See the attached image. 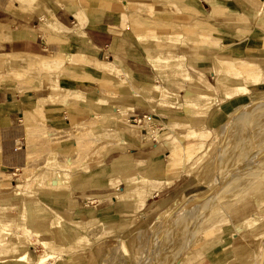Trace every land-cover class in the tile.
Wrapping results in <instances>:
<instances>
[{
  "label": "crops",
  "instance_id": "0c3cea01",
  "mask_svg": "<svg viewBox=\"0 0 264 264\" xmlns=\"http://www.w3.org/2000/svg\"><path fill=\"white\" fill-rule=\"evenodd\" d=\"M168 51L184 59L187 78L163 69ZM235 55L264 71V0H0V213L30 230L18 247L30 251L32 238L40 244L38 232L63 246L102 229L113 235L174 193L180 177L168 171L171 149L148 136L145 118L176 107L154 106L147 96L156 93L145 89L159 84L183 97L187 79L221 76L218 63ZM106 63L122 71H105ZM220 86L222 99L229 86ZM103 116L117 136L104 156L69 166L55 155L69 139L51 140L27 167L28 141L50 137L31 128L63 130ZM220 117L214 108L207 122ZM52 170L70 177L54 183Z\"/></svg>",
  "mask_w": 264,
  "mask_h": 264
},
{
  "label": "rangeland",
  "instance_id": "374dc122",
  "mask_svg": "<svg viewBox=\"0 0 264 264\" xmlns=\"http://www.w3.org/2000/svg\"><path fill=\"white\" fill-rule=\"evenodd\" d=\"M187 41V37H181L182 43ZM208 41L200 40L198 45ZM180 47L183 51L192 50L188 44ZM208 47L215 50L216 44L209 42ZM179 58L168 51L164 62ZM241 59L244 58L235 55L229 56V61H217L237 68L239 74H228L218 63L222 75L208 78L211 84L208 80L187 79L188 87L195 93L190 98L184 97L186 89L183 97H178L159 84L156 89H163L164 95L155 91L156 95L147 96L154 106L176 107L149 110L151 115L145 118L148 136L166 140L171 149L166 161L168 171L173 172L172 179L180 177L174 193L156 198L144 216L128 223L127 228L120 224L113 235L102 229L99 235L83 236L78 243L68 246L57 241L44 244L41 240L35 244L32 238L30 251L26 246L18 247L19 242L27 241L21 234L30 230L17 229L11 216L0 213V223L13 224L0 225V264H36L40 256L43 264H65L64 258L73 264H255L264 257V71ZM180 65L181 70L173 67L165 70L172 77L187 78L184 62ZM103 70L116 74L122 71L111 63H106ZM251 73L256 81L247 79L245 74ZM221 81L229 86L228 94L222 95V99L218 96ZM185 107L194 112L186 111ZM214 108H220L222 117L208 124ZM152 117L161 118L164 123L156 124ZM172 119L177 122L169 124ZM106 120L103 116L95 121L71 122L63 124V130L45 125L31 128L30 133L50 134V137L43 138L46 142L28 141L31 151L27 167L37 164L35 148L49 150L47 144L51 140L69 139L65 143L67 149L58 147L55 153L69 166L104 156L111 148L112 139L114 142L117 139L104 128ZM190 129L196 131L190 133ZM68 150L73 151V156ZM59 172L64 171H51L52 182L69 179L68 172L66 177ZM40 177L37 175V179ZM163 210L164 215L157 219ZM24 253L26 259H17ZM47 253L52 256L48 258ZM263 259L260 264L264 263Z\"/></svg>",
  "mask_w": 264,
  "mask_h": 264
},
{
  "label": "bare ground",
  "instance_id": "6f19581e",
  "mask_svg": "<svg viewBox=\"0 0 264 264\" xmlns=\"http://www.w3.org/2000/svg\"><path fill=\"white\" fill-rule=\"evenodd\" d=\"M180 63H183V61H181V58H179V59H177V61H171L170 63L168 62V63H165V62H163V69H165V68H175V69H179V68H181V65H180ZM219 66L221 67H223V70H225V71H227V73L229 74H231V73H233V74H239L240 72L237 70V68H232V67H228V66H225V65H223V64H220L219 63ZM182 69V68H181ZM181 69H179V70H181ZM179 70H177V71H179ZM179 73V72H178ZM254 73H251V74H245L246 76H247V79H252V80H254V81H256L255 79H254V75H253ZM244 75V76H245ZM198 82V81H197ZM194 85H197V84H194ZM193 85V86H194ZM192 86V87H193ZM156 87H159V85H157V84H153L152 83V85H149L145 90L146 91H149V92H155V91H159L162 95H164V90L163 89H159V90H157L156 89ZM132 91V90H131ZM142 91V90H141ZM137 94L136 95H140V94H138V92H136ZM193 95H195V93H194V89H193V91L191 90V88L190 87H188V83H187V87H186V93H185V95H184V97L185 98H190V97H192ZM186 111H189V110H186ZM189 112H194V110H190ZM189 132L191 133L192 132V130L190 131L189 130ZM122 140H119V142H121ZM182 146V145H181ZM184 149V148H183ZM59 175H62L63 177H66L67 176V174L65 173V172H59ZM66 178H60V179H56L57 180V183H58V181H60V180H65ZM191 200H192V198H191ZM29 208V207H28ZM164 213H165V210H163V211H161V212H159L158 213V215H157V219L159 218L160 219V217H162L163 215H164ZM23 221V220H22ZM21 221V222H22ZM20 222V224H17V223H14V226L15 227H17V229H20V230H24V229H28V227H26L24 224H23V222L21 223ZM19 223V222H18ZM0 225H2L3 227H7V226H11V225H13V224H11L10 222H5V221H3V222H1L0 223ZM235 228H237V226L235 225ZM238 229V228H237ZM38 237L40 238V240L44 243V244H49L50 242H52V241H50L51 239H49V237L46 235V234H44L43 232H38ZM262 242H264V240L262 241ZM264 245V244H263ZM27 249V248H26ZM48 254V253H47ZM19 255V254H18ZM264 255V254H263ZM52 255L49 253L48 254V258L49 257H51ZM262 258H264L263 256L259 259V260H257V262L255 263V264H260V263H262ZM17 259H19V260H22V259H26V254L24 253V254H21V255H19V257L17 258ZM64 261L66 262L65 264H73L74 262L73 261H71L69 258H64ZM263 262H264V259H263ZM44 263V259H43V257H38V259H37V263L36 264H43ZM264 264V263H263Z\"/></svg>",
  "mask_w": 264,
  "mask_h": 264
}]
</instances>
